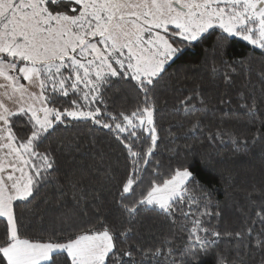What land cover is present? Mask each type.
<instances>
[{"label": "snow or ice", "instance_id": "snow-or-ice-1", "mask_svg": "<svg viewBox=\"0 0 264 264\" xmlns=\"http://www.w3.org/2000/svg\"><path fill=\"white\" fill-rule=\"evenodd\" d=\"M235 38L264 56V0H0V264H206V257L235 264L213 248L222 237L213 223L221 213L202 182L208 162L175 149L167 164L157 159L156 120L167 105L158 86L185 48L211 39L213 60L234 71L223 57ZM129 89L131 107L109 104L108 92L127 96ZM203 103L198 85L178 97L180 118L169 136L173 129L205 132ZM78 124L110 134L122 149L114 214L97 208L91 218L65 214L46 226L47 201L37 197L60 183V155L80 150L56 140ZM205 135L210 143L228 137L242 149L264 143L259 131L243 139L222 128ZM148 212L163 217L169 232L153 237L151 247L128 244L133 221ZM256 216L260 232L253 223L224 235L254 240L264 253V209Z\"/></svg>", "mask_w": 264, "mask_h": 264}, {"label": "trees", "instance_id": "trees-1", "mask_svg": "<svg viewBox=\"0 0 264 264\" xmlns=\"http://www.w3.org/2000/svg\"><path fill=\"white\" fill-rule=\"evenodd\" d=\"M213 56L210 39L186 47L183 55L167 68L157 89L158 95L167 100L166 107L156 117L162 137L157 159L167 164L171 155L169 149H175L182 155L189 151L196 153L198 164L201 157L208 162L209 169L202 172V182L212 191L213 206L221 213L213 223L218 225L222 237L213 248L217 252L224 251L235 264H260L264 253L256 248L254 240L249 242L245 237L238 242L224 233L243 232L253 223L255 232L262 230L256 213L264 209V143L242 149L228 137L210 143L205 134L217 128L241 139L251 138L258 131L264 134V76L261 75L264 56L239 38L229 42L223 57L235 63L234 71L221 64L219 57L213 60ZM241 61H244L243 66ZM213 67L216 73L212 72ZM225 73L230 80L225 81ZM197 85L204 102L202 107L206 109L203 114L205 132L186 135L184 130L173 129L175 138L169 136L168 130L180 118L174 115L173 106L178 97L190 93ZM106 96L109 104L117 109L135 103V93L131 89L127 96L123 92H108ZM222 100L226 102L221 103ZM60 138L65 144L78 143L80 150L60 155V183L43 189L37 197V201H47L41 204L44 225L51 226L52 221L58 224L65 214L79 219L82 213H87L84 218L88 219L97 208L105 214H114L117 181L123 176L126 164L120 145L110 134L99 130L90 132L85 124L62 131L56 140ZM53 146L58 145L54 143ZM106 172L111 176H106ZM31 207L29 205V209ZM21 212L31 216L28 209H21ZM39 220L38 216L34 223L38 225ZM133 226L135 232L127 243L145 247L154 246L157 240L153 237L167 234L170 228L163 217L152 212L138 217ZM205 259L206 264H212L211 257ZM146 264L156 262L146 261Z\"/></svg>", "mask_w": 264, "mask_h": 264}, {"label": "rangeland", "instance_id": "rangeland-1", "mask_svg": "<svg viewBox=\"0 0 264 264\" xmlns=\"http://www.w3.org/2000/svg\"><path fill=\"white\" fill-rule=\"evenodd\" d=\"M247 43V42H246Z\"/></svg>", "mask_w": 264, "mask_h": 264}]
</instances>
